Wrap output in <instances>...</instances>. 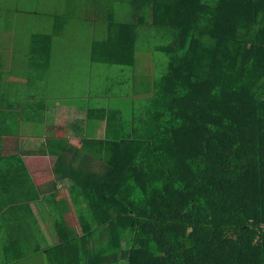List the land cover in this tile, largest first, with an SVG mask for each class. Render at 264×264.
Returning a JSON list of instances; mask_svg holds the SVG:
<instances>
[{"label": "trees", "instance_id": "16d2710c", "mask_svg": "<svg viewBox=\"0 0 264 264\" xmlns=\"http://www.w3.org/2000/svg\"><path fill=\"white\" fill-rule=\"evenodd\" d=\"M67 7L20 49L0 0V264L38 253L47 264H264V0ZM74 14L102 31L91 57L116 74L90 96L106 105L85 112L103 136L52 152L54 174L72 181L77 231L58 190L43 193L24 154L4 153V136L49 109L15 81L18 50L30 82L43 78Z\"/></svg>", "mask_w": 264, "mask_h": 264}, {"label": "rangeland", "instance_id": "374dc122", "mask_svg": "<svg viewBox=\"0 0 264 264\" xmlns=\"http://www.w3.org/2000/svg\"><path fill=\"white\" fill-rule=\"evenodd\" d=\"M3 1L7 5L8 12L6 13V22L10 23L9 26L12 27L13 32L18 30V33L21 34L18 47L20 49L28 44L25 34L28 35L35 31L50 32L54 16L60 13L63 15L64 11L71 12L73 10V8L67 7L68 0ZM64 23L66 24L61 32L53 37L51 60L47 65V74L43 78L37 77L34 78V83L30 82L27 67L24 65L23 50H18L13 70L16 73L15 81L20 82L19 88L26 90L25 95H35L46 99L49 105L47 117H53L55 121L65 127L66 121L74 118L75 110L78 107L86 109L98 105V102L94 101L96 98L90 96L106 89L110 84V78L115 77L116 74L108 64L96 62L91 57L92 45L94 41L101 40L99 35L102 34V31L93 29L94 26L89 21L79 19L77 14ZM137 58L144 60H141L140 64L150 66L148 54L140 53ZM146 66L141 67L145 69ZM135 106H142V104L136 102ZM69 184H58L61 191L59 204L67 227L77 231L79 223L68 194ZM50 189L51 185L45 191ZM32 257L20 264H47L42 253Z\"/></svg>", "mask_w": 264, "mask_h": 264}, {"label": "crops", "instance_id": "0c3cea01", "mask_svg": "<svg viewBox=\"0 0 264 264\" xmlns=\"http://www.w3.org/2000/svg\"><path fill=\"white\" fill-rule=\"evenodd\" d=\"M95 98L94 101L98 102L97 107L106 105L107 98ZM88 108L78 107L75 110L74 118L67 120L65 127L55 121L53 117H47L45 122L30 123L23 121L20 125L21 130L18 135L4 136V153H23L26 157L31 175L38 182L41 191L47 193L54 188L58 190V203H60L59 199L61 196L58 184H71L72 181L69 178L59 180L54 174V158L52 152H60L65 141L70 145L80 146L84 138H99L104 134L103 122L97 124L85 118V112ZM50 185L51 189L45 191ZM59 206L61 207L60 204ZM47 235L49 236L51 233L47 232Z\"/></svg>", "mask_w": 264, "mask_h": 264}]
</instances>
